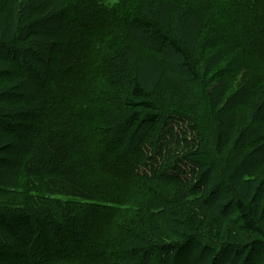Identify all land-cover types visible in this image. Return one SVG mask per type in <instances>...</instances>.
<instances>
[{"label":"trees","instance_id":"obj_1","mask_svg":"<svg viewBox=\"0 0 264 264\" xmlns=\"http://www.w3.org/2000/svg\"><path fill=\"white\" fill-rule=\"evenodd\" d=\"M254 54L264 0H0V264H264Z\"/></svg>","mask_w":264,"mask_h":264},{"label":"rangeland","instance_id":"obj_2","mask_svg":"<svg viewBox=\"0 0 264 264\" xmlns=\"http://www.w3.org/2000/svg\"><path fill=\"white\" fill-rule=\"evenodd\" d=\"M186 24H187V26H186L187 30L190 31L191 27H192L190 25H192V23L188 22ZM188 26H190V27H188ZM197 55H198V53H195L193 56H197ZM252 57L253 58H251L249 60L248 64L250 66H252L254 69H256L259 73H262L264 75V60L262 59V56L254 54ZM156 58L159 59V65H157L159 69L158 68H156V69H157V71L162 72V74H160V72H158L157 74L155 73V79H154V75H153L152 79H154L153 89L156 92V99H157L160 107H162V108L164 107L163 110H166V111H168V109H170V108H179V109H182V107L185 108V110L187 111V116L190 120L183 121V126L194 128L195 127L194 122L196 121L198 124V127H199V131L197 132V135H198V137L199 136L204 137L206 135V132H205L206 129L208 127H211V125H209V123L207 121L208 110L206 111L205 114L200 115L197 112H195L194 110H192L191 108L183 106V104H181V102H180V98L177 96V94H175V93H177V90H176L177 87L174 84V81L168 80V77L164 76V74H163V71L170 66L169 62L174 64L175 62H178V60L172 61L173 58L171 57V58H169L170 59L169 62L167 60L168 63H162L160 55L157 54ZM179 65H180V63H178V65H176V66L181 69V71H182L181 74L183 76L187 77V79L190 80L191 82H195V80L192 78L191 74H189L188 71H184V69H183L184 67L179 66ZM149 80H151V79L149 78ZM203 98L204 97L200 98V100H202ZM182 110H184V109H182ZM182 110H180V112L185 114L186 112L182 111ZM191 125H194V126H191ZM215 132H216V129L213 128V130H212V127H211V135L212 136H208L206 138L205 142L214 143ZM195 136H196L195 130L192 132L188 131L187 135L184 137V139L186 141H189L191 139H194ZM233 138H234V135L232 134L226 143V145H227L226 148L223 150V154H222L223 158L222 159L224 162H226L227 158H229L231 155L235 156V154L233 152H231L233 145L235 144ZM199 140H201L200 137H199ZM208 155L210 156L213 154H212V152L209 151ZM9 156H11V155L9 154ZM219 164L223 168L222 163H219ZM220 174H221V172L216 174V177L219 178L221 176V178H222L223 176ZM259 215L262 216V223H264L263 205H260Z\"/></svg>","mask_w":264,"mask_h":264}]
</instances>
